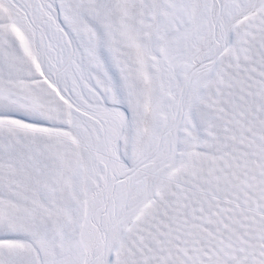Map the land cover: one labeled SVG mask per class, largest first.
Segmentation results:
<instances>
[{
  "label": "snow or ice",
  "instance_id": "snow-or-ice-1",
  "mask_svg": "<svg viewBox=\"0 0 264 264\" xmlns=\"http://www.w3.org/2000/svg\"><path fill=\"white\" fill-rule=\"evenodd\" d=\"M0 264H264V0H0Z\"/></svg>",
  "mask_w": 264,
  "mask_h": 264
}]
</instances>
